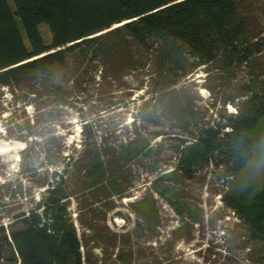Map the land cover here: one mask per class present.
<instances>
[{"label": "trees", "instance_id": "16d2710c", "mask_svg": "<svg viewBox=\"0 0 264 264\" xmlns=\"http://www.w3.org/2000/svg\"><path fill=\"white\" fill-rule=\"evenodd\" d=\"M202 67L237 109L216 125L198 123L185 92ZM6 91L42 113L22 136L23 175L0 179V264H136L145 249L108 217L136 187L135 163L153 150L162 155L152 139L163 132L150 135L151 125L166 120L182 131L175 177L193 178L214 162L235 176L254 157L264 118V0H0V117ZM127 100L138 106L134 120L107 124L103 115ZM64 109L79 113L80 146L56 132L30 139L41 117L56 125ZM262 200L257 207L226 199L257 246L229 237L232 245L210 246L201 264H264ZM142 216L159 222L152 212ZM241 248L250 262L239 261Z\"/></svg>", "mask_w": 264, "mask_h": 264}, {"label": "rangeland", "instance_id": "374dc122", "mask_svg": "<svg viewBox=\"0 0 264 264\" xmlns=\"http://www.w3.org/2000/svg\"><path fill=\"white\" fill-rule=\"evenodd\" d=\"M44 38L49 41L51 33L46 25L41 26ZM245 75V73L243 74ZM130 86L133 78L129 79ZM220 81L208 76L204 67L199 69L184 84L196 112L198 123L218 124L225 122V115L237 111L235 104H224ZM213 87V90L210 88ZM137 95V94H136ZM4 106L7 110L0 117V179L5 181L23 175V157L27 143L22 140L27 135V121L37 119L38 111L34 103H22L21 99L5 94ZM125 107L116 108L103 115L105 122L119 127L122 123L130 124L138 114V106L127 100ZM139 103V102H138ZM79 113L67 109L58 111L57 124L52 125L41 117V125L34 129L31 140L38 132L64 135L67 144L72 148L80 146L82 124ZM96 119L101 120L96 114ZM98 126L100 124H97ZM163 132L162 136L152 139V144L162 143V155L153 150L149 155L140 158L142 163H135L138 171L136 187L131 196L117 201V208L109 214L108 224L114 230H129L132 233V244L144 248L146 254L138 255L136 264H201L203 256H209L208 248L213 246L224 251L232 245L229 237H237L240 244L248 240L241 221L227 204L226 199L235 196L244 205H261L264 194V118L255 129L254 157L239 174L228 175L225 167L215 162L196 169L193 178L175 177V166L178 162L176 145L177 136L182 131L172 128L169 122L162 120L159 125H151L148 133ZM23 136V137H22ZM161 176L164 179L161 180ZM25 178V177H24ZM25 185L29 180L25 178ZM157 182V183H156ZM38 190V189H37ZM36 190V191H37ZM38 195V191H37ZM16 197L15 200H21ZM73 217L82 232L78 221L77 204L71 206ZM143 212H152L159 222L149 224L142 216ZM120 213V214H119ZM244 246V245H243ZM238 259L250 262L249 250L238 249Z\"/></svg>", "mask_w": 264, "mask_h": 264}]
</instances>
